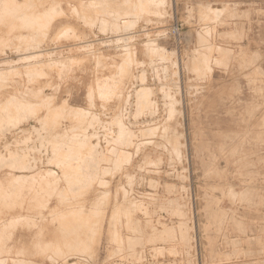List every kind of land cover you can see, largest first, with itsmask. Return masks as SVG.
Masks as SVG:
<instances>
[{
	"label": "rangeland",
	"instance_id": "rangeland-1",
	"mask_svg": "<svg viewBox=\"0 0 264 264\" xmlns=\"http://www.w3.org/2000/svg\"><path fill=\"white\" fill-rule=\"evenodd\" d=\"M83 1L0 0V264H264V0Z\"/></svg>",
	"mask_w": 264,
	"mask_h": 264
},
{
	"label": "bare ground",
	"instance_id": "bare-ground-1",
	"mask_svg": "<svg viewBox=\"0 0 264 264\" xmlns=\"http://www.w3.org/2000/svg\"><path fill=\"white\" fill-rule=\"evenodd\" d=\"M4 1H6V0H4ZM8 1V0H7ZM28 1V0H27ZM85 1V0H84ZM83 1V2H84ZM154 1H156V0H147V2H148V5L151 3V2H154ZM94 2V1H93ZM108 2L110 3L111 1L110 0H108ZM114 2V1H113ZM120 2L121 1H119V4H116L115 5V8H113L114 9V13H116L118 10V5H120ZM144 2V1H143ZM28 3V2H27ZM30 3V2H29ZM28 3V4H29ZM107 3V2H106ZM115 3H117V2H115ZM139 3V2H138ZM155 3V2H154ZM164 3V2H163ZM168 3V2H167ZM31 4H32V2H31ZM94 4H96V3H94ZM125 4V3H124ZM129 5H130V3H128ZM141 4V3H140ZM105 5V4H104ZM5 6H6V4H5ZM52 6V5H51ZM54 6H55V4H54ZM59 6V5H58ZM90 6V5H89ZM95 6V5H94ZM121 6H124V5H121ZM120 6V7H121ZM153 6V5H152ZM7 7V6H6ZM27 7V6H26ZM82 7V6H81ZM105 7H107L108 8V5H106ZM130 8H131V6H129ZM164 7V6H163ZM122 8V7H121ZM8 9V8H7ZM95 9V8H94ZM97 9V8H96ZM116 9V10H115ZM136 9H137V4H135V5H133L132 6V8L130 9V11H129V13L128 14H130V13H132V12H135L136 11ZM145 9V8H144ZM147 9V8H146ZM110 10H112V8L110 9ZM123 10H125V9H123ZM127 10H129V9H127ZM120 11H122L121 9H120ZM141 11V10H140ZM139 11V12H140ZM147 11V10H146ZM213 12H216V14L218 13V11L219 10H217V9H215V10H212ZM95 12H97V11H95ZM99 12V11H98ZM102 12V11H101ZM101 12H99V13H101ZM103 12H105V11H103ZM125 12V11H124ZM107 13V12H106ZM94 14H96V13H94ZM108 14V13H107ZM136 14V13H135ZM142 14V13H141ZM215 14V13H214ZM220 14V13H219ZM140 15V14H139ZM97 16V15H96ZM105 16V15H104ZM107 16V15H106ZM113 16V15H112ZM141 16L142 15H140V18H141ZM100 17V16H99ZM99 17H98V19H99ZM137 17V16H136ZM132 18V17H131ZM133 19V18H132ZM138 19H139V17H138ZM148 19V18H147ZM114 20V19H113ZM129 20H131V19H129ZM147 21V20H146ZM203 21V20H202ZM207 21V20H206ZM209 21V20H208ZM114 23V22H113ZM129 22H127V24H128ZM148 23V22H147ZM2 24H3V22H2ZM94 24V23H93ZM112 24V23H111ZM126 24V23H125ZM124 24V25H125ZM134 24V23H133ZM18 25V24H17ZM129 25V24H128ZM154 25V24H153ZM121 26V25H120ZM126 27V26H125ZM129 27V26H128ZM100 28V27H99ZM141 28V27H140ZM115 29V28H114ZM142 29V28H141ZM162 29V28H161ZM200 29V28H199ZM210 29V28H209ZM119 30V29H118ZM163 31V30H162ZM46 32V31H45ZM114 32H115V30H114ZM124 32V31H123ZM126 32V31H125ZM203 32V31H202ZM137 33V32H136ZM196 34V33H195ZM204 34H206V33H204ZM148 35V34H147ZM197 35V34H196ZM199 35V34H198ZM117 35H115V37H116ZM143 36V35H142ZM200 36V35H199ZM201 38H202V40H203V37L202 36H200ZM199 37V38H200ZM23 39V38H22ZM34 39H35V37H34ZM37 39V38H36ZM123 39V38H122ZM199 40V39H198ZM150 41V40H149ZM195 41H196V39H195ZM207 42V41H206ZM81 44H82V42H81ZM86 44H87V42H86ZM197 44H199V42H197ZM4 46V45H3ZM91 46V45H90ZM210 46V45H209ZM36 47V46H35ZM83 47H84V45H83ZM203 47V46H202ZM14 48V47H13ZM79 48V47H78ZM77 48V49H78ZM199 48V47H198ZM208 48V47H207ZM76 49V48H75ZM193 49V48H192ZM202 50V49H201ZM44 51V50H43ZM49 51V50H48ZM212 51V50H211ZM50 52V51H49ZM53 52V51H52ZM129 52V51H128ZM40 53V52H39ZM45 53V52H44ZM125 53H126V51H125ZM132 53V52H131ZM152 53V52H151ZM207 53V52H206ZM129 54V53H128ZM127 54V55H128ZM27 55V54H26ZM40 55V54H39ZM53 55V54H52ZM60 55V54H59ZM196 55V54H195ZM200 55V54H199ZM16 56V55H15ZM36 56V55H35ZM32 57H34V56H32ZM50 57V56H49ZM128 57V56H127ZM158 57V56H157ZM193 57V56H192ZM200 57V56H199ZM203 57V56H202ZM188 58H190V57H188ZM19 59V58H18ZM38 59V58H37ZM127 59V58H126ZM200 59V58H199ZM202 59V58H201ZM201 59H200V61H201ZM21 60V59H20ZM19 60V61H20ZM26 60V59H25ZM28 60H29V57H28ZM134 60V59H133ZM194 60V59H193ZM196 60V59H195ZM206 60V59H205ZM204 60V61H205ZM125 61V60H124ZM130 61V60H129ZM222 61V60H221ZM8 62H9V60H8ZM128 61H126V63L125 64H128L127 63ZM29 63V62H28ZM39 63V62H38ZM41 63V62H40ZM53 63V62H52ZM67 63V62H66ZM129 63H131V62H129ZM202 63V62H201ZM206 63V62H205ZM3 64V63H2ZM1 64V65H2ZM32 63H30V65H31ZM30 65L28 66V64H27V66H28V68L27 69H29L30 68ZM58 65V64H57ZM123 65V64H122ZM32 66V65H31ZM34 66H35V64H34ZM37 66H39V65H37ZM41 66V65H40ZM49 66V65H48ZM55 66V65H54ZM106 66V65H105ZM251 66V65H250ZM51 67V66H50ZM56 67V66H55ZM120 67V66H119ZM58 68V67H57ZM107 68V67H106ZM126 67H125V65H124V67H123V69H125ZM24 69H26V68H24ZM23 69V70H24ZM30 69H32V68H30ZM34 69V68H33ZM33 69H32V71H33ZM39 69V68H38ZM50 69V68H49ZM127 69V68H126ZM200 70V69H199ZM37 71V70H36ZM41 71V70H40ZM58 71V70H57ZM123 71V70H122ZM207 71V70H206ZM16 73V72H15ZM31 73V72H30ZM34 73V72H33ZM35 74V73H34ZM42 74V73H41ZM126 74V73H125ZM144 74V73H143ZM207 74V73H206ZM205 74V75H206ZM3 75V74H2ZM140 75V74H139ZM40 76V75H39ZM6 77V76H5ZM94 77V76H93ZM208 77V76H207ZM36 78V77H35ZM142 78V77H141ZM144 79V78H143ZM138 80H139V78H138ZM210 80V79H209ZM3 82V81H2ZM108 82V81H107ZM97 83H98V81H97ZM102 83H104V82H102ZM108 84V83H107ZM109 85H110V83H109ZM99 86V85H98ZM102 86V85H101ZM3 87V86H2ZM108 90V89H107ZM110 90V89H109ZM104 91V90H103ZM128 91V90H127ZM137 91V90H136ZM39 92V91H38ZM106 92V91H105ZM152 92H154V91H152ZM34 93V92H33ZM111 93V92H110ZM137 93V92H136ZM37 94V93H36ZM36 94H33V95H36ZM150 93H149V90L146 88V87H144V88H142L141 87V89L139 90V92H138V98L139 99H141V101H142V98H145L146 99V101H147V96L149 95ZM91 95V94H90ZM114 95V94H113ZM173 95V94H172ZM171 95V96H172ZM38 96V95H37ZM153 96V95H152ZM166 96H167V93H166ZM30 97V96H29ZM12 98V97H11ZM17 98V97H16ZM51 98V97H50ZM98 98V97H97ZM153 99V98H152ZM9 100V99H8ZM17 100V99H16ZM107 100V99H106ZM110 100V99H109ZM168 100V99H167ZM43 101V100H42ZM48 101V100H47ZM6 102V101H5ZM12 102V101H11ZM17 102V101H16ZM89 102V101H88ZM172 102H174V101H172ZM41 103V102H40ZM44 103V102H43ZM46 103V102H45ZM146 103V102H145ZM151 103V102H150ZM171 103V102H170ZM16 104V103H15ZM18 104V103H17ZM26 104V103H25ZM39 104V103H38ZM169 104V103H168ZM3 105V104H2ZM19 105V104H18ZM33 105H34V103H33ZM37 105V104H36ZM154 105H155V102H154ZM10 106H11V104H10ZM10 106H9V108H10ZM17 106V105H16ZM29 106V105H28ZM45 106V105H44ZM63 106V105H62ZM164 106V105H163ZM174 106V105H173ZM2 107V106H1ZM8 107V106H7ZM18 107H20V106H18ZM21 107H22V105H21ZM24 108H25V105L23 106ZM26 107H27V105H26ZM36 107V106H35ZM34 107V108H35ZM141 107V106H140ZM154 107V106H153ZM3 108V107H2ZM12 108V107H11ZM59 108V107H58ZM156 108V107H155ZM19 109V108H18ZM39 109V108H38ZM125 109V108H124ZM128 109V108H127ZM141 109V108H140ZM11 110V109H10ZM34 110H36V109H34ZM51 110V109H50ZM123 110V109H122ZM172 110V109H171ZM17 111H19V110H17ZM22 111V110H21ZM25 111V110H24ZM27 111V110H26ZM29 111V110H28ZM27 111V112H28ZM141 111V110H140ZM170 111V110H169ZM5 112H7V111H5ZM4 112V113H5ZM20 112V111H19ZM26 112V113H27ZM51 112H53V111H51ZM54 112H55V110H54ZM72 112V111H71ZM150 112V111H149ZM154 112V111H153ZM174 112V111H173ZM8 113V112H7ZM32 113V112H31ZM45 113V112H44ZM57 113V112H56ZM69 113V112H68ZM79 113V112H78ZM134 113V112H133ZM172 113V112H171ZM170 113V114H171ZM176 113V112H175ZM174 113V114H175ZM8 114H10V113H8ZM8 114H7V116H8ZM18 114V113H17ZM17 114H15V115H17ZM21 114H22V112H21ZM20 114V115H21ZM47 114V113H46ZM51 114H54V113H51ZM64 114V113H63ZM70 114V113H69ZM141 114V113H140ZM144 114V113H143ZM153 114V113H152ZM11 115H14V114H11ZM24 115H25V113H24ZM29 115V114H28ZM49 115V114H48ZM62 115V114H61ZM22 116V115H21ZM20 116V117H21ZM44 116V115H43ZM52 116V115H51ZM84 116V115H83ZM135 116V115H134ZM168 116V115H167ZM4 117H6V116H4ZM9 117V116H8ZM11 117V116H10ZM15 117V116H14ZM20 117H18V118H20ZM63 117V116H62ZM64 117H66V115H64ZM68 117V116H67ZM92 117V116H91ZM97 117V116H96ZM170 117V116H169ZM13 118V117H12ZM16 118V117H15ZM54 118V117H53ZM90 118V117H89ZM129 118V117H128ZM10 119V118H9ZM48 119H49V116H48ZM101 119V118H100ZM123 119V118H122ZM134 119V118H133ZM135 119H136V117H135ZM11 120V119H10ZM77 120V119H76ZM113 120V119H112ZM111 120V121H112ZM7 121H8V119H7ZM6 121V122H7ZM54 121V120H53ZM110 121V122H111ZM120 121V120H119ZM4 122V121H3ZM21 122V121H20ZM150 122V121H149ZM95 123V122H94ZM120 123V122H119ZM4 124V123H3ZM96 124V123H95ZM107 124V123H106ZM114 124V123H113ZM131 124V123H130ZM2 125V124H1ZM20 125V124H19ZM87 125V124H86ZM103 125V124H102ZM119 125V124H118ZM136 125V124H135ZM142 125V124H141ZM146 125V124H145ZM162 125V124H161ZM96 126V125H95ZM123 126V125H122ZM125 126V125H124ZM1 127V126H0ZM96 127H98V126H96ZM95 127V128H96ZM103 127V126H102ZM107 127V126H106ZM121 127V126H120ZM166 127V126H165ZM80 128V127H79ZM146 128V127H145ZM164 128V127H163ZM169 128V127H168ZM101 129V128H100ZM106 129V128H105ZM122 129V128H121ZM151 129V128H150ZM162 129V128H161ZM170 129V128H169ZM4 130H6V129H4ZM23 130H25V129H19V132H22ZM35 130V129H34ZM92 130V129H91ZM172 130V129H171ZM2 131V130H1ZM36 131V130H35ZM34 131V132H35ZM62 131V130H61ZM93 131V130H92ZM111 131V130H110ZM150 130H146L145 132L147 133V132H149ZM25 132V131H24ZM23 132V133H24ZM97 132V131H96ZM123 132V131H122ZM137 132V131H136ZM141 132V131H140ZM144 132V131H143ZM144 132V133H145ZM152 132V131H151ZM104 133V132H103ZM108 133H109V131H108ZM120 133V132H119ZM171 133H173V131L171 132ZM37 134H38V132H37ZM110 134V133H109ZM139 134V133H138ZM164 134V133H163ZM245 134V133H244ZM33 135V134H32ZM35 135V134H34ZM39 135V134H38ZM45 135V133H43V136ZM72 135V134H71ZM74 135V134H73ZM92 135V134H91ZM101 135V134H100ZM144 135V134H143ZM143 135H141L140 134V136H143ZM171 135V134H170ZM175 135V134H174ZM36 136V135H35ZM116 136V135H115ZM119 136V135H118ZM132 135H131V132H129V133H127L126 134V137H127V141L126 142H129V138L131 137ZM178 136V135H177ZM177 136H175V137H177ZM45 137V136H44ZM59 137V136H58ZM57 137V138H58ZM69 137V136H68ZM85 137H86V135H85ZM107 137V136H106ZM45 138H47V137H45ZM62 138V137H61ZM111 138V137H110ZM116 138H117V136H116ZM143 138V137H142ZM170 138V137H169ZM174 138V137H173ZM179 138V137H178ZM70 139V138H69ZM85 139H87V137L85 138ZM138 139H140V137L138 138ZM175 139H177V138H175ZM174 139V140H175ZM39 140H40V137H39ZM65 140V139H64ZM67 140H68V138H67ZM101 140V139H100ZM121 140V139H120ZM232 140V139H231ZM235 140V139H234ZM49 141V140H48ZM51 141V140H50ZM53 141V140H52ZM57 141V140H56ZM55 141V142H56ZM71 141V140H70ZM74 141V140H73ZM72 141V142H73ZM82 141V140H81ZM131 141V140H130ZM167 141H168V139H167ZM171 141V140H170ZM178 141V140H177ZM176 140L175 141H173V142H177ZM38 142H41V140L40 141H38ZM90 142V141H89ZM89 142H88V144H89ZM107 142V141H106ZM116 142H117V140H116ZM145 142H147V141H145ZM172 142V141H171ZM57 143H58V141H57ZM98 143V142H97ZM113 143V142H112ZM120 143V142H119ZM125 143V142H124ZM142 143V142H141ZM51 144H53V143H51ZM85 144V143H84ZM91 144V143H90ZM116 144V143H115ZM126 144V143H125ZM140 144V143H139ZM168 144V143H167ZM175 144V143H174ZM174 144H172V145H174ZM177 144V146H178V143H176ZM45 145V144H44ZM62 145V144H61ZM71 145V144H70ZM5 146V145H4ZM33 146V145H32ZM57 146V145H56ZM82 146V145H81ZM80 146V147H81ZM131 146V145H130ZM168 146V145H167ZM171 146V145H170ZM176 145L174 146L175 148L177 147ZM182 146V145H181ZM9 147V146H8ZM50 147H53V146H48L47 148L48 149H50ZM58 147V146H57ZM56 147V148H57ZM85 147V146H84ZM86 147H88V146H86ZM91 147V146H90ZM115 147H117L116 145H115ZM19 148V147H18ZM23 148H25V147H23ZM22 148V149H23ZM68 148V147H67ZM78 148V147H77ZM93 148V147H92ZM91 148V149H92ZM96 148V147H95ZM124 148V147H123ZM145 148V147H144ZM174 148V149H175ZM13 149V148H12ZM20 149H21V147H20ZM30 149V148H29ZM61 149H63L62 148V146L61 147H59V149H57V151L55 152V153H60L59 151L61 150ZM79 149V148H78ZM84 149H86V148H84ZM136 149V148H135ZM173 149V150H174ZM227 149V148H226ZM11 150V149H10ZM17 150V149H16ZM24 150H26V149H24ZM50 150H52V148L50 149ZM59 150V151H58ZM80 150H82L83 151V149H80ZM87 150H89V148L87 149ZM172 150V151H173ZM175 150H177V148L175 149ZM30 151V150H29ZM49 151V150H48ZM53 151V150H52ZM70 151H71V149H70ZM79 151V150H78ZM85 151V150H84ZM120 151V150H119ZM137 151V150H136ZM178 151V150H177ZM176 151V152H177ZM230 151V150H229ZM21 152V151H20ZM20 152H17V151H15V152H10L9 153V155H8V157H6L5 156V158H0V163L1 162H6V163H9L10 164V166H12L13 168H15V169H18V170H20V171H22V174H23V172H26V171H28V170H30L31 169V167H30V165H29V162H33V161H27V157L24 155V154H22L21 155V153ZM26 152V151H25ZM51 152V151H50ZM86 152V151H85ZM109 152V151H108ZM107 152V153H108ZM142 152V151H141ZM224 152V151H223ZM222 152V153H223ZM30 153V152H29ZM28 153V154H29ZM51 153H53V152H51ZM74 153V152H73ZM76 153V152H75ZM81 153V151L79 152V154ZM100 153V152H99ZM104 153V152H103ZM117 153H119V152H117ZM122 153V152H121ZM120 153V154H121ZM137 153V152H136ZM178 153V152H177ZM31 154V153H30ZM126 154V153H125ZM127 154H129V153H127ZM126 154V155H127ZM171 154V153H170ZM34 155V154H33ZM60 155V154H59ZM82 155V154H81ZM175 155V154H174ZM30 156V155H29ZM28 156V157H29ZM49 156V155H48ZM90 158L85 162V163H82V165H83V170H82V173L81 174H79L78 173V175H76L75 177H72V178H75V182H78V183H80V184H82V185H80L79 187H77V188H69V190L71 191V192H73V191H76V190H78V189H82V188H86V187H88L89 185H92V183H95V181L96 180H98L97 179V176L96 175H98V174H96V173H98V170H99V164H100V162H102V161H105V158H106V160H107V157L104 155V154H90ZM118 155L116 154V157L115 158H113V159H111V158H108L109 160L108 161H110V163L113 165V169H118L119 168V166H120V164L122 163V158H120V157H117ZM124 156V155H123ZM122 156V157H123ZM127 156H129V155H127ZM54 157L55 156H52V158L51 159H49V161L50 160H53L54 159ZM57 157V156H56ZM177 157V156H176ZM44 158V157H43ZM78 158V157H77ZM128 158V157H127ZM126 158V159H127ZM30 158H28V160H29ZM34 159V158H33ZM38 159V158H37ZM69 159V158H68ZM179 159V158H178ZM35 160H36V158H35ZM127 161V160H126ZM51 162V161H50ZM106 162V161H105ZM129 162V161H128ZM127 162V163H128ZM156 162V161H155ZM194 162H195V160H194ZM126 163V164H127ZM196 164V163H195ZM42 165V164H41ZM60 165L64 168V169H66V166H65V162L63 163V162H61L60 161ZM122 165V164H121ZM152 165V164H151ZM156 165V164H155ZM32 166V165H31ZM146 166V165H145ZM198 166V165H197ZM85 168V169H84ZM196 168V167H195ZM34 169V168H33ZM32 169V170H33ZM148 171H150V170H148ZM39 172H40V170H39ZM49 172V173H48ZM48 172H47V174H51L52 175V173L53 172H51L50 170H48ZM62 172V171H61ZM119 172V171H118ZM26 173H28V172H26ZM41 173H42V170H41ZM109 173V172H108ZM143 175V174H142ZM40 176H41V180H43L44 182H49V181H51V180H49L51 177H48L47 178V176H46V178L43 176V175H41L40 174ZM50 176V175H49ZM189 176V175H188ZM29 176L28 175H20V176H17L16 177V181L14 180V184L17 182V181H24V180H27V178H28ZM36 179V178H35ZM38 179V178H37ZM140 179V178H139ZM149 180V179H148ZM34 181V180H33ZM103 182V181H102ZM101 182V183H102ZM153 182V181H152ZM29 183V182H28ZM37 183H38V181H37ZM41 183V182H40ZM39 183V184H40ZM84 183H87V185H83ZM108 183V182H107ZM140 183V182H139ZM150 183H151V180H150ZM158 183V182H157ZM150 185V184H149ZM40 186V185H39ZM127 186V185H126ZM148 186V185H147ZM151 186V185H150ZM154 186V185H153ZM30 187V186H29ZM149 187V186H148ZM150 188V187H149ZM189 188V187H188ZM28 189V188H27ZM34 189V188H33ZM126 189V188H125ZM228 190V189H227ZM37 191V190H36ZM80 191V190H79ZM82 191V190H81ZM117 191V190H116ZM133 191V190H132ZM30 192V191H29ZM68 193V192H67ZM82 193V192H81ZM55 194V193H54ZM65 194V193H64ZM69 194V193H68ZM115 194V193H114ZM140 194V193H139ZM108 195V193L105 195L104 194V196H107ZM151 195H152V193H151ZM67 196V195H66ZM101 196V195H100ZM250 196V195H249ZM108 197H109V195H108ZM139 197V196H138ZM107 198V197H106ZM158 198V197H157ZM31 199V198H30ZM35 200V199H34ZM100 200V199H99ZM104 200V199H103ZM108 200V199H107ZM107 200H106V202H107ZM154 200V199H153ZM101 201H102V198H101ZM130 201V200H129ZM249 201V200H248ZM133 202V201H132ZM140 202H141V200H140ZM250 202V201H249ZM129 203V202H128ZM166 203V202H165ZM168 203H169V201H168ZM190 203V202H189ZM247 203V202H246ZM121 204V203H120ZM132 204V203H131ZM160 204V203H159ZM180 204V203H179ZM106 205V204H105ZM141 205V204H140ZM152 205H154V204H152ZM167 205V204H166ZM264 205V204H263ZM112 206V205H111ZM121 206V205H120ZM149 206V205H148ZM177 206V205H176ZM179 206V205H178ZM178 206H177V208H178ZM183 206V205H182ZM252 206V205H251ZM147 207V206H146ZM145 207V208H146ZM157 207H158V205H157ZM164 207V206H163ZM140 208H141V206H140ZM181 208V207H180ZM179 208V209H180ZM185 208V207H184ZM263 208V207H262ZM72 209V208H71ZM161 209V208H160ZM163 209V208H162ZM170 209V208H169ZM88 210V209H87ZM114 210V209H113ZM140 210V209H139ZM152 210V209H151ZM167 210V209H166ZM80 211V210H79ZM138 211V210H137ZM174 211H175V209H174ZM173 211V212H174ZM144 212V211H143ZM166 212V211H165ZM169 212H170V210H169ZM168 212V213H169ZM176 212V211H175ZM181 212V211H180ZM187 212V211H186ZM61 213V212H60ZM85 213V212H84ZM101 213V212H100ZM103 214L105 213V212H102ZM72 214V213H71ZM103 214H101V215H103ZM110 214V213H109ZM173 214V213H172ZM178 214H180V213H178ZM191 214V213H190ZM227 214V213H226ZM69 215V214H68ZM175 215V214H174ZM184 215V214H183ZM72 216V215H71ZM104 216V215H103ZM103 216H101L102 218H104ZM119 216V215H118ZM171 216V215H170ZM176 216V215H175ZM191 216V215H190ZM88 217V216H87ZM148 217V216H147ZM177 217V216H176ZM179 217V216H178ZM102 218L101 219H99L98 221H101L102 220ZM157 218V217H156ZM5 221V220H4ZM187 221V220H186ZM149 222H150V220H149ZM192 222V221H191ZM254 222V221H253ZM67 223V222H66ZM73 223H75V222H73ZM156 223V222H155ZM180 223V222H179ZM240 223V222H239ZM3 224V223H2ZM101 224H102V222H101ZM101 224L99 225L100 227H96V230H99V229H101ZM183 224V223H182ZM184 224H186V223H184ZM194 224V223H193ZM238 224V223H237ZM97 225V224H96ZM95 225V226H96ZM192 225V224H191ZM236 225V224H235ZM240 225V224H239ZM73 226H75V225H73ZM179 226V225H178ZM185 226V225H184ZM183 226V227H184ZM70 227V226H69ZM176 227H177V225H176ZM182 226H180L179 228H181ZM151 228V227H150ZM70 229V228H69ZM188 229V228H187ZM96 230H95V232H96ZM167 230V229H166ZM178 230V229H177ZM189 230V229H188ZM250 230V229H249ZM100 231V230H99ZM170 231V230H169ZM184 231V230H183ZM161 232V231H160ZM163 232V231H162ZM173 232V231H172ZM179 232V231H178ZM177 232V233H178ZM168 233V232H167ZM96 234H97V232H96ZM174 234V233H173ZM244 234V233H243ZM88 235V234H87ZM99 235V234H98ZM97 235V236H98ZM165 235V234H164ZM168 235H170V234H168ZM178 235V234H177ZM96 235H94V237H95V240H96V237H97ZM180 236V235H179ZM166 237V236H165ZM187 237V236H186ZM185 237V238H186ZM170 238V237H169ZM183 238H184V236H183ZM94 239V238H93ZM97 239H98V237H97ZM187 239V238H186ZM191 239V238H190ZM192 239H194V238H192ZM254 239V238H253ZM100 240V239H99ZM135 240V239H134ZM165 240V239H164ZM171 240H173V239H171ZM97 241V240H96ZM147 241V240H146ZM155 241V240H154ZM189 241V240H188ZM132 242V241H131ZM93 243H94V240H93ZM134 243V242H133ZM142 243V242H141ZM155 243V242H154ZM164 243V242H163ZM5 244V243H4ZM96 244H97V242H96ZM136 244V243H135ZM187 244V243H186ZM187 245H189V244H187ZM94 246V245H93ZM185 246V245H184ZM131 247V246H130ZM143 247V246H142ZM132 248V247H131ZM157 249H158V247H156ZM121 249V248H120ZM159 249H161V248H159ZM131 250V249H130ZM154 250V249H153ZM152 251V250H151ZM161 251V250H160ZM116 252V251H115ZM153 252V251H152ZM184 252V251H183ZM147 253H148V251H147ZM158 253V252H157ZM160 253H163V252H160ZM187 253V252H186ZM186 253H184V254H186ZM233 253V252H232ZM132 254H133V252H132ZM134 254H136V253H134ZM175 254V253H174ZM248 254V253H247ZM156 255V254H155ZM30 256V255H29ZM140 256V255H139ZM148 256H149V254H148ZM126 257V256H125ZM129 257V256H128ZM135 257V256H134ZM137 257V256H136ZM154 257V256H153ZM193 257V256H192ZM47 258V257H46ZM139 258V257H138ZM143 258V257H142ZM150 258H151V256H150ZM155 259V258H154ZM134 260V259H133ZM139 261V260H138ZM0 262H2V261H0ZM17 262V261H16ZM55 262V261H54ZM134 262V261H133ZM154 262V261H153ZM161 262V261H160ZM174 263V262H173ZM187 263V262H186ZM32 264V263H31ZM140 264V263H139ZM247 264V263H246Z\"/></svg>",
	"mask_w": 264,
	"mask_h": 264
}]
</instances>
